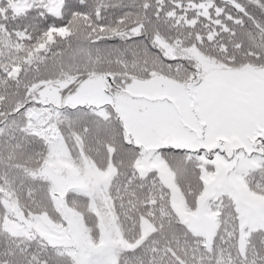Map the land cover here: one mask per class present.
<instances>
[{
  "label": "snow or ice",
  "instance_id": "1",
  "mask_svg": "<svg viewBox=\"0 0 264 264\" xmlns=\"http://www.w3.org/2000/svg\"><path fill=\"white\" fill-rule=\"evenodd\" d=\"M0 264H264V0H0Z\"/></svg>",
  "mask_w": 264,
  "mask_h": 264
}]
</instances>
